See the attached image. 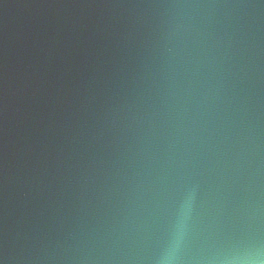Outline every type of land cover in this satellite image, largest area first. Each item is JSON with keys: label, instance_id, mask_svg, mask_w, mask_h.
I'll use <instances>...</instances> for the list:
<instances>
[{"label": "water", "instance_id": "1", "mask_svg": "<svg viewBox=\"0 0 264 264\" xmlns=\"http://www.w3.org/2000/svg\"><path fill=\"white\" fill-rule=\"evenodd\" d=\"M0 264H264V0H0Z\"/></svg>", "mask_w": 264, "mask_h": 264}]
</instances>
